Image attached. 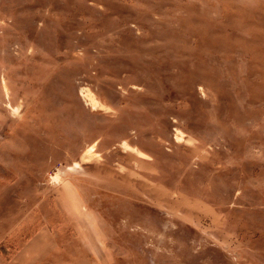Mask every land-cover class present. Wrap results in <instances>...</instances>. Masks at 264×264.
Returning a JSON list of instances; mask_svg holds the SVG:
<instances>
[{"label":"rangeland","instance_id":"rangeland-1","mask_svg":"<svg viewBox=\"0 0 264 264\" xmlns=\"http://www.w3.org/2000/svg\"><path fill=\"white\" fill-rule=\"evenodd\" d=\"M0 264H264V0H0Z\"/></svg>","mask_w":264,"mask_h":264},{"label":"trees","instance_id":"trees-1","mask_svg":"<svg viewBox=\"0 0 264 264\" xmlns=\"http://www.w3.org/2000/svg\"><path fill=\"white\" fill-rule=\"evenodd\" d=\"M195 233V232H194Z\"/></svg>","mask_w":264,"mask_h":264}]
</instances>
